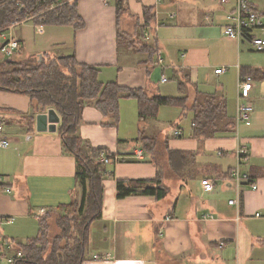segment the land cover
I'll list each match as a JSON object with an SVG mask.
<instances>
[{"label":"crops","instance_id":"crops-1","mask_svg":"<svg viewBox=\"0 0 264 264\" xmlns=\"http://www.w3.org/2000/svg\"><path fill=\"white\" fill-rule=\"evenodd\" d=\"M252 3L264 10L259 0ZM145 6L154 7L150 23ZM232 6L218 0H77L82 27L44 24L39 32L29 18L0 32L2 43L21 41L11 56L19 60L75 53L79 62L98 66L102 82L143 88L149 95L187 96L185 109L162 105L156 118L146 119L138 115L137 98L123 96L116 123L93 103L84 104L81 136L113 158L106 162L102 180L101 215L89 227L92 249L81 264H264V214L255 215L264 212V78L244 74L250 67L264 68V51L255 50L246 37L224 33ZM145 43L158 48L149 62L148 53L136 49ZM243 75L253 77L249 122L237 118ZM197 93L223 96L234 128L196 136L193 113L188 132L180 123L175 126ZM46 110H36L28 94L0 89V122L10 140L7 147L0 146L4 250L11 238L37 235L42 208L56 211L78 194L75 157L65 151L57 130L36 129V115ZM144 136L153 141L145 142ZM240 144L249 148L242 161ZM136 148L142 149V158L135 155ZM237 165L257 188L237 183L232 174ZM158 176L166 189L162 196H117V178ZM202 178L213 181L212 190L204 188ZM51 224L53 232L52 219Z\"/></svg>","mask_w":264,"mask_h":264},{"label":"trees","instance_id":"trees-1","mask_svg":"<svg viewBox=\"0 0 264 264\" xmlns=\"http://www.w3.org/2000/svg\"><path fill=\"white\" fill-rule=\"evenodd\" d=\"M153 9V6L144 7L147 23L153 18ZM260 11L264 13V10ZM26 17L36 23L72 25L75 29L84 25L77 0H0V32L13 20ZM1 46L0 41V89L28 94L36 110L54 107L60 115L57 133L63 148L76 159L77 197L59 204L56 211L47 209L40 214L37 235L25 242H11L24 253L15 264H81L87 257L90 224L101 215L102 180L106 175L102 153L113 158L107 149L94 147L81 136L79 127L84 104L93 103L116 123L123 96L137 98L141 119L156 118L162 105L180 104L185 109L187 96L149 95L143 88L122 86L117 81L102 82L98 78V66L79 62L75 53L49 59L43 53L41 58L35 54L27 60H19L4 56ZM136 49L148 53L146 62H149L158 48L156 44L145 43L136 45ZM248 69L244 74L253 73L264 78L263 67ZM190 110L193 111V134L196 136H209L234 128L235 122L227 113L226 99L216 93H197ZM142 139L147 143L153 141L149 136ZM116 182L118 197L145 193L162 196L166 190L160 176L153 179L117 178ZM51 219L55 232H52Z\"/></svg>","mask_w":264,"mask_h":264},{"label":"built area","instance_id":"built-area-1","mask_svg":"<svg viewBox=\"0 0 264 264\" xmlns=\"http://www.w3.org/2000/svg\"><path fill=\"white\" fill-rule=\"evenodd\" d=\"M221 4H226L233 2L232 9H230L226 14L227 23L224 26V33L230 37L241 39L248 38L257 51H264V36L260 35L259 32L264 34V13H262L253 3L252 0H218ZM31 17H26L21 20H13L10 26H13L21 21L27 20ZM37 29L39 32L43 31L44 24L37 23ZM21 47V41L16 38H9L2 43L1 52L4 56L11 57L19 48ZM160 59V58H159ZM223 68H217L215 71L220 72ZM164 76L162 80H166ZM253 86V77L251 75H243L239 80V102L237 109V118L239 120L249 122L251 119V114L253 111V105L250 98V91ZM4 124L0 122V146L7 147L10 144L9 138L4 134ZM180 134V131H177ZM135 155L138 158L143 157V151L140 148L134 150ZM249 154V148L246 144H240L237 148V155L239 160L247 159ZM102 158L105 162H109L112 158L106 153H102ZM237 183L241 184L246 181L249 182L252 188H257L256 182L252 181L250 175L247 172L240 170L239 165L233 169L232 172ZM2 180V175L0 174V181ZM202 184L206 190H212L214 187L213 181L209 178H202ZM5 191L10 192L11 188L5 186L3 188ZM234 199L230 200V203H234ZM42 212L45 211L44 208L41 209ZM264 212L257 211L256 216L263 215ZM4 250L0 248V264H15L16 260L22 258L24 253L21 249L16 248L11 243H7ZM95 258H104L102 255H94Z\"/></svg>","mask_w":264,"mask_h":264},{"label":"water","instance_id":"water-1","mask_svg":"<svg viewBox=\"0 0 264 264\" xmlns=\"http://www.w3.org/2000/svg\"><path fill=\"white\" fill-rule=\"evenodd\" d=\"M59 122L60 115L54 107H49L46 111H41L36 115V129L38 131H56Z\"/></svg>","mask_w":264,"mask_h":264},{"label":"rangeland","instance_id":"rangeland-1","mask_svg":"<svg viewBox=\"0 0 264 264\" xmlns=\"http://www.w3.org/2000/svg\"><path fill=\"white\" fill-rule=\"evenodd\" d=\"M264 0H259V4L260 5H263V2ZM26 48H27V46H26ZM58 52V51H57ZM2 53V52H1ZM262 53H264V52H262ZM3 54V53H2ZM4 55V54H3ZM48 59L49 58H51V56H46ZM191 113H193V111L192 110H190V109H187V110H185L184 111V113H182L181 114V119L179 120H176V124H175V126H177V123H180L181 125H183L184 126V129H185V131L186 132H188L189 130H190V128H191V119H192V114ZM182 120V122H180ZM174 124V123H173ZM172 124V125H173ZM56 230H54L53 232H55ZM1 236V235H0ZM1 238V237H0ZM27 240V238H21L20 240H18V239H10V242H17V241H24V240ZM25 240V241H26ZM92 249V247H91V245H87V250H86V254L90 251Z\"/></svg>","mask_w":264,"mask_h":264}]
</instances>
